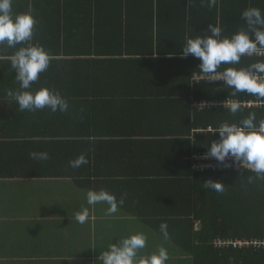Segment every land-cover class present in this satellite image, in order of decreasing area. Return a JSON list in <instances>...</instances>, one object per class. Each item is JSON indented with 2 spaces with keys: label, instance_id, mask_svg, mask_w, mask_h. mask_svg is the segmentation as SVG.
Returning <instances> with one entry per match:
<instances>
[{
  "label": "trees",
  "instance_id": "1",
  "mask_svg": "<svg viewBox=\"0 0 264 264\" xmlns=\"http://www.w3.org/2000/svg\"><path fill=\"white\" fill-rule=\"evenodd\" d=\"M29 5L38 21L33 43L52 56L31 90L59 91L70 107L65 113L20 111L6 95L19 89L9 60L16 49L0 45V183L14 191L26 182L40 189L29 200L33 208L22 210L40 211L46 199L50 211L67 210L56 191L46 197V181L104 189L118 200L127 193L118 211L143 228L148 242H157L155 253L166 248L169 262L179 256V264H264V180L250 171L197 174L189 160L195 151L208 152L221 122L238 124L250 111L264 119V107L233 116L224 108L198 111L195 102L264 99L233 97L226 85L193 84L194 75L203 74L200 62L180 55L185 37L202 35L208 24L219 23L230 37L244 27L242 11H264V0H218L212 8L206 0H14L13 9L20 13ZM261 59L244 56L217 71ZM30 152H47L49 159H31ZM80 154L88 163L70 167ZM208 180L224 191L206 189ZM23 194L10 196H33ZM243 240L250 246L219 245Z\"/></svg>",
  "mask_w": 264,
  "mask_h": 264
},
{
  "label": "clouds",
  "instance_id": "2",
  "mask_svg": "<svg viewBox=\"0 0 264 264\" xmlns=\"http://www.w3.org/2000/svg\"><path fill=\"white\" fill-rule=\"evenodd\" d=\"M14 0H0V45L16 49L9 57L11 69L15 72V80L19 89H9L6 95L18 105L20 111L35 112L47 108L50 112L65 113L69 110L68 100L59 92L48 87H41L32 91V84L40 74L45 72L52 56L39 42L33 43L38 21L35 10L29 5L24 12L17 13L13 9ZM204 4L205 0H201ZM207 7H215L218 0H206ZM244 27L230 37L223 35V28L219 23L208 24L202 35L185 37V43L180 52L181 58L192 56L199 60L198 68L205 75L214 76L209 82L223 81L232 89L231 95L246 93L264 99V59L247 67H226L217 71L221 65H238L244 56L253 57L264 53V11L256 7H248L241 13ZM18 45H22L17 48ZM228 107L234 116L241 111L238 100L230 104L224 102L221 107ZM218 139L208 147V157L220 164L230 161L226 166L238 165L247 167L256 180H264V119L257 121V115L250 111L247 117L238 124L227 120L220 123L215 130ZM31 159L46 161L47 152H30ZM88 163L86 155L80 154L69 162L72 168H79ZM253 177H249V182ZM206 189L221 193L224 185L208 180L203 183ZM127 193L118 200L108 191L89 190L87 203L108 205L107 214L113 215L124 204ZM89 218V209L82 208L74 214V219L84 224ZM160 233L165 240L169 239L168 225H159ZM147 236L142 232L126 236L110 243L99 259L102 264H166L169 254L166 248L160 247L156 253L137 260L139 250L146 247Z\"/></svg>",
  "mask_w": 264,
  "mask_h": 264
},
{
  "label": "crops",
  "instance_id": "3",
  "mask_svg": "<svg viewBox=\"0 0 264 264\" xmlns=\"http://www.w3.org/2000/svg\"><path fill=\"white\" fill-rule=\"evenodd\" d=\"M197 103L200 102H195L194 106ZM41 185L46 197L49 191L59 193L60 202L67 210L50 211L51 201L46 199V208L43 204L40 211H23L31 204L29 200L36 199L34 193L40 189L26 182L14 191L12 185L0 183V264H102L99 257L110 243L143 232V228L123 212L108 215L107 204L89 205L85 201L88 191L77 188L70 181H46ZM63 190L70 191L71 195L64 194ZM24 192L33 196L30 198L28 194L26 199L17 197L12 201L10 195L16 193L19 196ZM85 206L92 211H89L87 221L80 224L74 214ZM77 246H83V250ZM155 247L157 242L147 240L146 247L139 250L137 260L155 253ZM174 258L168 264L181 262V257Z\"/></svg>",
  "mask_w": 264,
  "mask_h": 264
},
{
  "label": "built area",
  "instance_id": "4",
  "mask_svg": "<svg viewBox=\"0 0 264 264\" xmlns=\"http://www.w3.org/2000/svg\"><path fill=\"white\" fill-rule=\"evenodd\" d=\"M258 57H264V53L259 55ZM215 79L214 76L210 75H205V74H195L194 79H193V84L195 85H202V84H210V85H225L223 81H216V82H209L210 80ZM227 104H230L232 100H227L225 101ZM224 103V102H223ZM220 104H215L211 102H200L195 105L198 111H203L207 109H212V108H222ZM241 108L243 109H249L252 107L255 108H262L264 107V102L263 103H240ZM224 109H228L227 106L224 107ZM197 133H202V132H197ZM189 160L192 163V169L194 173L197 174H204V173H221V172H235V171H250L247 167H239L238 165H233V166H226L230 164V161H225V164H220L214 159L208 157V152L204 153H199V152H193V155L189 158ZM251 172V171H250ZM219 245L221 247L226 246V245H233L234 248H242V247H248L250 246V243L247 240H243L241 242H222Z\"/></svg>",
  "mask_w": 264,
  "mask_h": 264
},
{
  "label": "rangeland",
  "instance_id": "5",
  "mask_svg": "<svg viewBox=\"0 0 264 264\" xmlns=\"http://www.w3.org/2000/svg\"><path fill=\"white\" fill-rule=\"evenodd\" d=\"M63 192H64V194L71 195V193H69L70 191H66V192H65V190H63ZM72 194H73V193H72Z\"/></svg>",
  "mask_w": 264,
  "mask_h": 264
}]
</instances>
